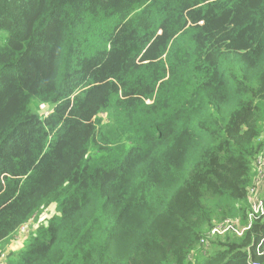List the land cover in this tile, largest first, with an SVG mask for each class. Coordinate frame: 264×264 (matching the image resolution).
<instances>
[{"label":"trees","instance_id":"obj_1","mask_svg":"<svg viewBox=\"0 0 264 264\" xmlns=\"http://www.w3.org/2000/svg\"><path fill=\"white\" fill-rule=\"evenodd\" d=\"M263 155L264 0H0L5 264L264 262Z\"/></svg>","mask_w":264,"mask_h":264},{"label":"built area","instance_id":"obj_2","mask_svg":"<svg viewBox=\"0 0 264 264\" xmlns=\"http://www.w3.org/2000/svg\"><path fill=\"white\" fill-rule=\"evenodd\" d=\"M253 184L249 187L248 196L251 199V211L249 213L250 220L247 224H242L240 218H230L224 221L215 222L209 231H207L202 237L200 244L205 247L209 246V241L214 239L219 235H224L227 232H234L237 235H242L246 230L249 229L252 225V221L254 218H259L260 216H264V196H263V188H264V155L259 156L257 160V173L254 176ZM32 219L29 220V222ZM28 223V222H27ZM21 226L22 230H25L26 224ZM257 252L259 254H264V241H262L258 247ZM194 257L193 253L190 258ZM250 264H264L262 261L251 260Z\"/></svg>","mask_w":264,"mask_h":264},{"label":"rangeland","instance_id":"obj_3","mask_svg":"<svg viewBox=\"0 0 264 264\" xmlns=\"http://www.w3.org/2000/svg\"><path fill=\"white\" fill-rule=\"evenodd\" d=\"M57 213H58V204L52 203L49 207L45 208L42 211V214L39 216V218L28 222L25 226V230H22L20 228L18 231H15L14 236L12 235L9 238L1 241L0 248L7 247L8 252L16 251L22 248L27 243V241L30 239L31 232L34 231L40 225H47L49 222V219ZM7 249L1 252L0 261L2 262V264L6 263L5 253L7 252ZM191 259L193 260V257Z\"/></svg>","mask_w":264,"mask_h":264},{"label":"crops","instance_id":"obj_4","mask_svg":"<svg viewBox=\"0 0 264 264\" xmlns=\"http://www.w3.org/2000/svg\"><path fill=\"white\" fill-rule=\"evenodd\" d=\"M9 248V247H8Z\"/></svg>","mask_w":264,"mask_h":264}]
</instances>
